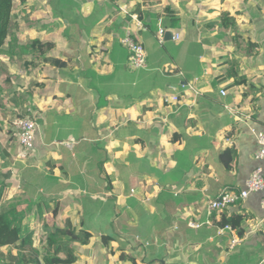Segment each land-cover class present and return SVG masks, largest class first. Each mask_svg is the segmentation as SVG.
Instances as JSON below:
<instances>
[{
	"label": "crops",
	"instance_id": "0c3cea01",
	"mask_svg": "<svg viewBox=\"0 0 264 264\" xmlns=\"http://www.w3.org/2000/svg\"><path fill=\"white\" fill-rule=\"evenodd\" d=\"M158 27L178 39L159 43ZM126 34L142 43L145 68L129 69ZM172 95L178 103H164ZM18 108L36 123L23 224L42 231L38 203L48 224L89 232L72 264L264 257V191L206 209L243 190L256 168L264 174L254 135L264 133V0H13L0 56L4 158ZM222 216L240 218L241 235L218 234Z\"/></svg>",
	"mask_w": 264,
	"mask_h": 264
},
{
	"label": "trees",
	"instance_id": "16d2710c",
	"mask_svg": "<svg viewBox=\"0 0 264 264\" xmlns=\"http://www.w3.org/2000/svg\"><path fill=\"white\" fill-rule=\"evenodd\" d=\"M158 1V0H156ZM13 9V0H0V56L3 55L4 46L9 35L11 23V13ZM35 47L52 49V44L36 43ZM43 61L55 65L57 67H67L69 64L65 61L56 58H43ZM4 154L0 149V157ZM2 158V157H1ZM4 179L8 178L9 174H0ZM38 216L42 219L43 236L40 238L39 248L33 247L32 232L27 231L26 225L22 223V218L14 217L11 221L4 219L6 228L0 230V234H4L5 243L12 241V249L15 251V256H12L9 262L4 255L0 253V264H72L76 260L73 245H86L89 242L91 234L86 231L76 232L69 220H65L62 226H59L55 220L53 223L48 222L43 218L44 211L41 210L37 203ZM28 211L32 204H28ZM46 209V208H45ZM53 217L55 214L52 212ZM15 221V222H14ZM240 218L221 217L219 226H230L240 230ZM15 223V224H14ZM14 231V233H13ZM16 235V240L13 242V236ZM9 239V240H8ZM108 241V238H103ZM62 255L63 257H60Z\"/></svg>",
	"mask_w": 264,
	"mask_h": 264
},
{
	"label": "built area",
	"instance_id": "2783aa9c",
	"mask_svg": "<svg viewBox=\"0 0 264 264\" xmlns=\"http://www.w3.org/2000/svg\"><path fill=\"white\" fill-rule=\"evenodd\" d=\"M165 29L158 27L157 36L159 43L163 42V36ZM178 39L177 35L172 36V40ZM121 45L128 52V62L127 65L131 70H140L146 66V56L142 43L139 42L134 36L126 34L121 39ZM221 96H225V91L221 90L219 92ZM166 104H176L178 103V96H165L163 98ZM12 127L14 131V137L16 138L19 147L25 152H30L34 148L35 141V112L30 109L25 111V114L15 117L12 122ZM256 142L258 144V150L255 154L256 159L264 158V133L255 132L254 133ZM27 155V154H25ZM23 155V156H25ZM264 191V174L260 168H256L248 178L245 183V188L239 192H223L218 197L207 202L206 209L208 212L220 213L227 209L229 206L236 204L238 201L246 199L250 194L258 193ZM261 208L264 213V196L260 201ZM192 226H196L192 224ZM224 230H231L230 226H224L218 230V234H222ZM233 240L232 243H235ZM264 264V257L257 263Z\"/></svg>",
	"mask_w": 264,
	"mask_h": 264
},
{
	"label": "rangeland",
	"instance_id": "374dc122",
	"mask_svg": "<svg viewBox=\"0 0 264 264\" xmlns=\"http://www.w3.org/2000/svg\"><path fill=\"white\" fill-rule=\"evenodd\" d=\"M170 46H172V45H168L169 51H170ZM160 51H162V50H160ZM21 110H22V108H20V109L18 108V111L14 112L15 115L17 116V115L21 114L23 112ZM8 112H11V111H8ZM10 117H11V114H10ZM10 117H9V120H11ZM11 127H12V125H11ZM8 128L9 127L6 126V130H8ZM1 130L2 129H0V131ZM12 132H14V131L12 130ZM3 139H5V138H2V135L0 133V140L2 141ZM13 141L14 142H12V144H11L12 157H8V158H3V156H1L2 158L0 157V169H3L2 173L10 175V177L6 178V179H4L2 176H0V179H1L0 181H2V182L5 181L4 185L2 184L0 186V230L1 229L4 230L6 228V225H5L3 218H5L8 221H11L14 217L18 216V218L19 217L22 218V223H23V221L25 219V218H23V217H25L23 215H27V213L29 214V212L31 210V207H30V210L28 211L27 205L25 206L23 204V198H26V197L28 198L29 192H28V189L25 186V184L22 183V181L24 180L23 167L26 164L31 162V157H30L31 153L25 152L24 150H22L19 147V145H17L18 147L16 148L17 143H16V139H14V137H13ZM0 149H1V144H0ZM25 154H27L29 157H27V155H26V157H27L26 159H22L21 157H19V155L23 156ZM2 173H0V174H2ZM25 178L27 179V181H31V179L33 177L27 175V176H25ZM11 180H13V182H16L17 185L12 188V193L9 194L8 191L10 190L9 186L11 185ZM25 201H27V200H25ZM40 222H42V219H40ZM41 228H42V226H41ZM13 233H14V231H13ZM32 233H33L32 239H34L33 243L36 245L35 246L36 248H39L40 238L44 234L43 228H42V231L37 229L35 231L33 230ZM14 241H17L16 235L13 236V242ZM11 243H12V241H7V243H5L4 234H0V253L4 255L5 259H7L8 262H9V260L12 261V259H11L12 256H15V251L12 249ZM6 244H8V245L6 246Z\"/></svg>",
	"mask_w": 264,
	"mask_h": 264
},
{
	"label": "water",
	"instance_id": "95a60500",
	"mask_svg": "<svg viewBox=\"0 0 264 264\" xmlns=\"http://www.w3.org/2000/svg\"><path fill=\"white\" fill-rule=\"evenodd\" d=\"M172 36H173V34H172V32H170V31H166V32L164 33V39L167 40V41L172 40Z\"/></svg>",
	"mask_w": 264,
	"mask_h": 264
}]
</instances>
